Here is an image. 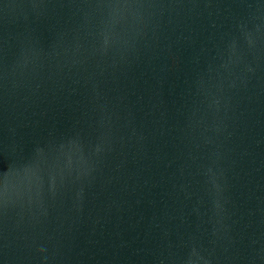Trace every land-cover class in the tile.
<instances>
[{
    "label": "water",
    "instance_id": "obj_1",
    "mask_svg": "<svg viewBox=\"0 0 264 264\" xmlns=\"http://www.w3.org/2000/svg\"><path fill=\"white\" fill-rule=\"evenodd\" d=\"M0 264H264V0H0Z\"/></svg>",
    "mask_w": 264,
    "mask_h": 264
}]
</instances>
